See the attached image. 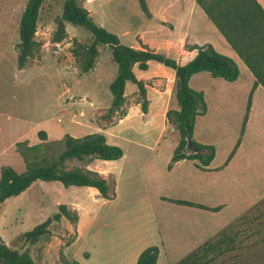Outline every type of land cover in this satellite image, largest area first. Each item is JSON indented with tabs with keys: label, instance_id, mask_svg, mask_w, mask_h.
I'll return each mask as SVG.
<instances>
[{
	"label": "rangeland",
	"instance_id": "1",
	"mask_svg": "<svg viewBox=\"0 0 264 264\" xmlns=\"http://www.w3.org/2000/svg\"><path fill=\"white\" fill-rule=\"evenodd\" d=\"M65 1L44 2L36 34L40 53L20 69L19 30L29 0H0V178L6 166L19 173L27 170L18 143L44 144L41 131L57 151L67 134L80 138L102 133L109 144L123 148L124 157L71 165L114 175L117 195L105 200L93 188L37 181L0 206L1 239L28 252L36 264H137L150 247L160 249L157 264H177L230 226L237 233V249L212 264H264V152L255 154L246 138L235 159L221 169L240 138L254 81L249 68L195 0H145L151 16L140 0H77L125 46H148L185 65L195 58L189 51L192 44H210L238 65L236 82L208 72L190 82L204 93L208 107L197 118L194 140L216 148L211 168L204 171L184 160L169 170L180 141L168 116L179 109L175 71L156 61L148 71L136 67L147 88L148 113L143 114L145 99L138 86L128 83L126 104L110 114V85L118 74L112 48L99 46L95 67L84 72L72 51L76 41L91 44L92 34L66 23L68 36L54 41ZM164 198L223 208L213 212ZM62 204L76 211L78 224L63 218L37 244L25 242L23 235L52 218Z\"/></svg>",
	"mask_w": 264,
	"mask_h": 264
},
{
	"label": "trees",
	"instance_id": "2",
	"mask_svg": "<svg viewBox=\"0 0 264 264\" xmlns=\"http://www.w3.org/2000/svg\"><path fill=\"white\" fill-rule=\"evenodd\" d=\"M46 0H29L20 23V39L18 65L23 69L27 63L40 53L42 43L36 39L40 10ZM211 22L226 39L231 48L249 68L255 78L251 90L247 110L244 117L240 138L231 152L225 168L235 156L245 133L246 124L252 106V97L257 87L264 88V8L258 0H196ZM143 10L150 16L145 0H140ZM66 23L81 26L93 36V42L83 45L76 41L73 56L80 63L84 72L95 67L99 56V46L109 45L112 48L113 61L118 65L116 79L110 85L113 96L109 113L121 110L126 104V88L128 83L136 84L144 97L143 112L148 113L147 88L135 73L138 67L141 71L149 70L151 61L159 62L176 73V99L178 110H170L169 118L176 124L180 132L179 145L176 148L169 170L174 164L183 161H194L198 169L207 171L216 157V148L212 145H202L194 140L197 118L207 112L204 93L190 86L193 76L208 72L214 78H221L228 82H235L240 77V69L236 62L225 56L210 45H192L189 51H197L194 59L181 65L173 58L159 53L148 46L132 48L121 43L118 35L97 25L91 17L90 11L81 7L77 0H66L62 16L58 20V29L54 41L60 43L68 36ZM123 115H126L125 113ZM39 136L44 144L29 145L26 141L18 143L17 151L26 162L27 170L17 172L12 167H3L0 178V206L8 199L21 195L37 181L59 182L66 188L87 187L98 191L105 200L116 198V178L114 175L106 177L96 170L88 169L73 162L90 164L96 160L116 161L124 157V150L120 146L108 143L102 133L89 134L80 138L66 135L62 148L57 151L55 146L47 144V133L41 131ZM193 140L201 152L188 149L189 141ZM177 205L218 212L221 206L211 208L206 205L182 200L168 199ZM66 218L71 224H78L79 216L68 205L59 206V212L34 230L23 235L25 242L35 245L45 237L51 235L50 227L55 222ZM237 233L228 226L217 234L216 239L209 240L186 255L177 264H212L223 253L235 251ZM160 254L158 247H150L139 257L137 264H157ZM1 264H36L28 252H20L8 246L0 237ZM72 264H79L73 262Z\"/></svg>",
	"mask_w": 264,
	"mask_h": 264
},
{
	"label": "crops",
	"instance_id": "3",
	"mask_svg": "<svg viewBox=\"0 0 264 264\" xmlns=\"http://www.w3.org/2000/svg\"><path fill=\"white\" fill-rule=\"evenodd\" d=\"M258 1L260 2V4L264 8V0H258ZM150 16H151V13H150ZM183 42H187V41L183 40ZM192 45H195V44H192ZM190 52H192V51H190ZM193 53H195V56L197 55L196 51H193ZM174 77H176V73L174 74ZM253 78H254V76H253ZM254 83H255V78H254V81H253L252 89H253ZM262 90H264V88L262 86H259V87L256 88V90H255V92L253 94L252 106H251V110H250V113H249V118H248V121H247V124H246L245 133H244V136L242 138L241 144H240V146H239V148H238V150H237V152H236V154H235V156L233 157L232 160H234L235 157L237 156L238 152L240 151V149L242 147L243 141L246 138H250V141H251L249 143L250 144V149L253 150L255 154H259V153H263L264 152V95L261 93V92H263ZM258 96H261V97L259 98ZM261 157L264 158V154H262ZM180 162H178V163H180ZM210 168H211V165L209 166V169ZM263 183H264V181H263ZM221 207L223 208V206H221Z\"/></svg>",
	"mask_w": 264,
	"mask_h": 264
},
{
	"label": "water",
	"instance_id": "4",
	"mask_svg": "<svg viewBox=\"0 0 264 264\" xmlns=\"http://www.w3.org/2000/svg\"><path fill=\"white\" fill-rule=\"evenodd\" d=\"M188 149L192 150L193 152L197 153V152H201L200 148L196 147L193 140L189 141L188 144Z\"/></svg>",
	"mask_w": 264,
	"mask_h": 264
}]
</instances>
